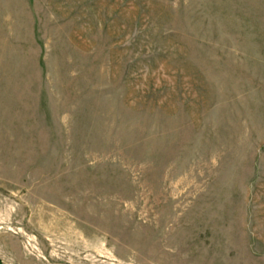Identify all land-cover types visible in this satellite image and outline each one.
Here are the masks:
<instances>
[{
	"label": "rangeland",
	"instance_id": "obj_1",
	"mask_svg": "<svg viewBox=\"0 0 264 264\" xmlns=\"http://www.w3.org/2000/svg\"><path fill=\"white\" fill-rule=\"evenodd\" d=\"M0 264H264V0H0Z\"/></svg>",
	"mask_w": 264,
	"mask_h": 264
}]
</instances>
